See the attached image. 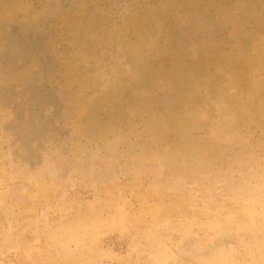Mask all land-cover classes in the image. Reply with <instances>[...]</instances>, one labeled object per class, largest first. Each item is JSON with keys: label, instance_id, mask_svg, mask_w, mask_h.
Wrapping results in <instances>:
<instances>
[{"label": "rangeland", "instance_id": "374dc122", "mask_svg": "<svg viewBox=\"0 0 264 264\" xmlns=\"http://www.w3.org/2000/svg\"><path fill=\"white\" fill-rule=\"evenodd\" d=\"M222 3L0 0L62 106L38 151L0 131V264L259 260L264 51Z\"/></svg>", "mask_w": 264, "mask_h": 264}, {"label": "crops", "instance_id": "0c3cea01", "mask_svg": "<svg viewBox=\"0 0 264 264\" xmlns=\"http://www.w3.org/2000/svg\"><path fill=\"white\" fill-rule=\"evenodd\" d=\"M222 1L216 11L222 9L228 28L238 32L233 42L239 48L229 52L245 60L261 59L264 0ZM17 34V23L0 22V131L10 138L11 151H38L39 142L56 137L52 129L62 114L58 111L62 107L60 93L46 74L52 68L50 57L46 58L48 51L37 46L32 37L23 39ZM254 71V75H264L263 70Z\"/></svg>", "mask_w": 264, "mask_h": 264}, {"label": "clouds", "instance_id": "9594fccd", "mask_svg": "<svg viewBox=\"0 0 264 264\" xmlns=\"http://www.w3.org/2000/svg\"><path fill=\"white\" fill-rule=\"evenodd\" d=\"M264 207V205H262ZM259 254V260L244 262V264H264V211L261 212V223L259 225V239L255 242Z\"/></svg>", "mask_w": 264, "mask_h": 264}]
</instances>
